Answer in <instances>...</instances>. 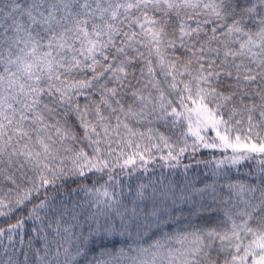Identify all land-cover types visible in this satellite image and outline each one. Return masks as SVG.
Segmentation results:
<instances>
[{"label": "snow or ice", "instance_id": "obj_1", "mask_svg": "<svg viewBox=\"0 0 264 264\" xmlns=\"http://www.w3.org/2000/svg\"><path fill=\"white\" fill-rule=\"evenodd\" d=\"M0 264H264V0H0Z\"/></svg>", "mask_w": 264, "mask_h": 264}]
</instances>
